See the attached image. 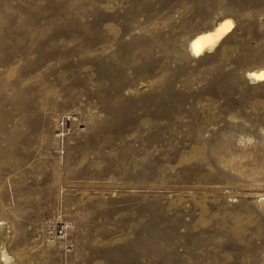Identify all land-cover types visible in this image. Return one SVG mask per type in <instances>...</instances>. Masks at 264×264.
I'll use <instances>...</instances> for the list:
<instances>
[{
    "label": "rangeland",
    "instance_id": "374dc122",
    "mask_svg": "<svg viewBox=\"0 0 264 264\" xmlns=\"http://www.w3.org/2000/svg\"><path fill=\"white\" fill-rule=\"evenodd\" d=\"M1 38L12 264H264V0H0Z\"/></svg>",
    "mask_w": 264,
    "mask_h": 264
},
{
    "label": "bare ground",
    "instance_id": "6f19581e",
    "mask_svg": "<svg viewBox=\"0 0 264 264\" xmlns=\"http://www.w3.org/2000/svg\"><path fill=\"white\" fill-rule=\"evenodd\" d=\"M231 24L232 23H231L230 20L222 19L219 22H217L212 27V29L195 36L190 42V50H191V52L194 55H198V54H201V53H203L205 51L213 50L218 45V43L220 42L222 37L226 34L228 29L231 27ZM1 40H3V38H1L0 41ZM251 75L253 77H255V78H261V79L264 78V72H261L259 74H251ZM7 254L8 253H6L4 250L3 251L1 250V252H0V261H1L2 264L11 263L10 262V257Z\"/></svg>",
    "mask_w": 264,
    "mask_h": 264
},
{
    "label": "built area",
    "instance_id": "2783aa9c",
    "mask_svg": "<svg viewBox=\"0 0 264 264\" xmlns=\"http://www.w3.org/2000/svg\"><path fill=\"white\" fill-rule=\"evenodd\" d=\"M70 121V117L69 116H65V117H61L59 119V121H57V135L58 136V140L60 143H62V139H63V136H65L66 132H67V129H66V126H67V123ZM63 226H59V227H56V231H57V234L58 235H61L63 233Z\"/></svg>",
    "mask_w": 264,
    "mask_h": 264
}]
</instances>
